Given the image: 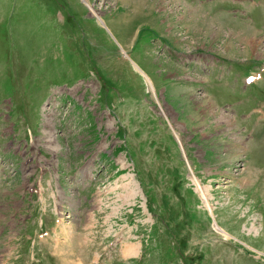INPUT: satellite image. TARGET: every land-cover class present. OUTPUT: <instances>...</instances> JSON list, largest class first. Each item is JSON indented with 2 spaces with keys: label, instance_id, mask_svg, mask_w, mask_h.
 <instances>
[{
  "label": "rangeland",
  "instance_id": "374dc122",
  "mask_svg": "<svg viewBox=\"0 0 264 264\" xmlns=\"http://www.w3.org/2000/svg\"><path fill=\"white\" fill-rule=\"evenodd\" d=\"M0 264H264V0H0Z\"/></svg>",
  "mask_w": 264,
  "mask_h": 264
},
{
  "label": "crops",
  "instance_id": "0c3cea01",
  "mask_svg": "<svg viewBox=\"0 0 264 264\" xmlns=\"http://www.w3.org/2000/svg\"><path fill=\"white\" fill-rule=\"evenodd\" d=\"M235 72V66L232 65H225V64H220V66L218 67L217 70V80H221V79H225L226 77H224L225 74H229ZM230 78V76H228V79ZM233 78V77H231ZM214 79V77L212 79H210V83L212 82V80ZM205 88H209V95L208 97L210 98V100L214 103L215 106H217V104H219L218 102H223V101H228L230 100V102L232 104H234L235 107V100L234 99H230L228 96H232L233 92H234V88L235 85L231 82H229V85L227 87H225L224 89L221 87H215L212 83L211 84H207L205 85Z\"/></svg>",
  "mask_w": 264,
  "mask_h": 264
},
{
  "label": "bare ground",
  "instance_id": "6f19581e",
  "mask_svg": "<svg viewBox=\"0 0 264 264\" xmlns=\"http://www.w3.org/2000/svg\"><path fill=\"white\" fill-rule=\"evenodd\" d=\"M92 12H93L94 15H98V14H99L98 11H97L96 9H93ZM197 185H199V184H197ZM198 187H199V189L201 190V194L204 196V199H205V197H206L205 194L203 193V191H202V189L200 188V186H198ZM205 200H206V199H205ZM206 202H207V201H206ZM218 229H219V228H218ZM219 230H220V229H219ZM128 250H129V251H128ZM129 252L131 253L132 250H130V249L128 248V249H127V253H129Z\"/></svg>",
  "mask_w": 264,
  "mask_h": 264
}]
</instances>
